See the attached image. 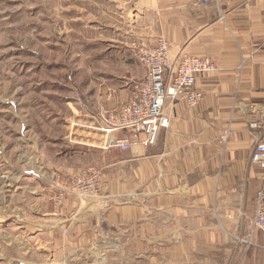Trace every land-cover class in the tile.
Masks as SVG:
<instances>
[{"label": "crops", "instance_id": "obj_1", "mask_svg": "<svg viewBox=\"0 0 264 264\" xmlns=\"http://www.w3.org/2000/svg\"><path fill=\"white\" fill-rule=\"evenodd\" d=\"M133 4L142 41L163 38L172 62L181 54L208 57L217 70L197 78L203 98L197 105L167 103L170 127L149 149L105 150L93 131L103 111L129 101L144 71L122 86L103 85L89 107L76 109L71 139L104 149L93 165L100 193L85 200L67 189L59 214L52 206L31 221L18 219L14 236L34 247L22 244L9 264H264V234L252 229L263 173L251 164L254 146L264 140V0ZM253 122L262 129H252ZM36 164L20 165L11 186L31 190L18 185L22 174L35 180L37 197L55 196L56 182L40 192Z\"/></svg>", "mask_w": 264, "mask_h": 264}, {"label": "rangeland", "instance_id": "obj_2", "mask_svg": "<svg viewBox=\"0 0 264 264\" xmlns=\"http://www.w3.org/2000/svg\"><path fill=\"white\" fill-rule=\"evenodd\" d=\"M132 3L0 0V264L19 257L22 244L34 247L14 236L18 219L31 221L52 206L59 214L67 189L80 197L73 185L81 173L99 171L93 165L103 147L71 139L77 133L71 127L80 117L76 109L89 107L103 85L119 87L145 72L137 54L152 44L138 37ZM33 161L41 169L40 192L56 182L55 196L37 197L30 185L35 180L22 174L18 185L31 190L11 186L20 165Z\"/></svg>", "mask_w": 264, "mask_h": 264}, {"label": "built area", "instance_id": "obj_3", "mask_svg": "<svg viewBox=\"0 0 264 264\" xmlns=\"http://www.w3.org/2000/svg\"><path fill=\"white\" fill-rule=\"evenodd\" d=\"M137 56L145 76L135 80L129 101L118 108L105 110L93 131L104 149L131 151L135 147L149 149L155 146L160 134L170 127V117L165 109L169 101L182 99L190 107L202 101V93L196 90L199 76H207L217 70L210 58L181 54L172 62L170 44L161 39L155 45L142 46ZM252 129H262L253 122ZM124 133L121 140L112 138L116 133ZM251 164L262 170V186L256 195L255 216L252 229L264 234V140L254 146ZM73 188L79 190L83 199H93L100 193L101 175L99 171H84Z\"/></svg>", "mask_w": 264, "mask_h": 264}]
</instances>
